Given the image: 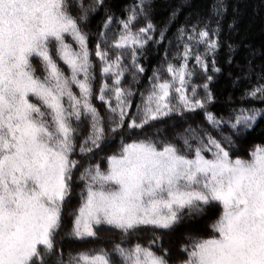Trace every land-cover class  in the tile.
<instances>
[{"label": "snow or ice", "instance_id": "snow-or-ice-1", "mask_svg": "<svg viewBox=\"0 0 264 264\" xmlns=\"http://www.w3.org/2000/svg\"><path fill=\"white\" fill-rule=\"evenodd\" d=\"M152 4L0 0V264H264V142L240 143L264 118V66L249 59L227 115L211 111L226 3L174 41Z\"/></svg>", "mask_w": 264, "mask_h": 264}, {"label": "trees", "instance_id": "trees-1", "mask_svg": "<svg viewBox=\"0 0 264 264\" xmlns=\"http://www.w3.org/2000/svg\"><path fill=\"white\" fill-rule=\"evenodd\" d=\"M227 5V11L221 21L222 36L221 42L224 47L220 49L217 57L218 66L221 67L222 73L218 74L211 85L215 95V102L210 105V110L217 114L227 115L230 107L229 98L233 101L237 100L245 85V81H241L236 85L233 81L237 77H242L247 68V62L252 59L256 70L259 71L261 66H264V0H224ZM134 3V0H106V4L116 13L118 17L125 15L126 9ZM218 0H153L151 10V20L157 26V30L168 25L167 36L171 39L175 38L176 29L184 23H195L197 18H206L212 15L213 5L217 4ZM174 9L179 10V14L174 22L169 21L171 12ZM193 14V15H190ZM103 17V10L95 14L91 18L89 29L95 32L97 23ZM235 19L237 21L234 29H229L228 25ZM143 24L141 21L140 25ZM215 27V24H213ZM157 31V34H158ZM94 44V39L92 40ZM166 43V42H165ZM228 43L236 46V51L233 54L232 64L227 63L228 56L226 53L228 49L226 45ZM175 50L174 48L172 49ZM203 51V49H201ZM149 56L147 61H143L148 69L147 74L142 78V82L146 84L147 75L151 74V70L154 66H158L164 53V44L158 46V52L156 46L149 45ZM255 52L254 57L250 56V53ZM171 58V57H170ZM231 73V75H229ZM197 83L202 82V77L198 76ZM138 99V97H137ZM190 122L196 123L203 122V114L198 113L195 116L186 117ZM185 125H179L176 131ZM207 127V125H204ZM173 129H168V135H171ZM264 142V118L259 119L254 129L247 133L246 139L241 141L242 147H249L252 144ZM118 143V137L117 141ZM114 143L111 147L106 148L104 152L99 153L104 155L111 152L116 147ZM76 206L75 199L71 205ZM219 209H211L208 213L209 217H214L218 213ZM209 222L208 218H201L190 222L181 224L174 236L179 241L180 237L187 232H203L205 225ZM70 225L65 222V231ZM63 235V233H61ZM102 236L113 235L101 231ZM167 240V237L165 238ZM86 245H74V247H85ZM178 247V244L176 245Z\"/></svg>", "mask_w": 264, "mask_h": 264}, {"label": "rangeland", "instance_id": "rangeland-1", "mask_svg": "<svg viewBox=\"0 0 264 264\" xmlns=\"http://www.w3.org/2000/svg\"><path fill=\"white\" fill-rule=\"evenodd\" d=\"M241 154H243V153H241ZM100 155H102V154H100ZM105 155V154H104Z\"/></svg>", "mask_w": 264, "mask_h": 264}]
</instances>
